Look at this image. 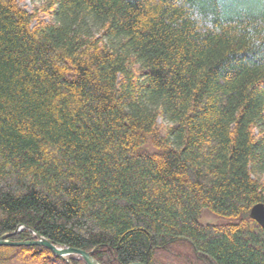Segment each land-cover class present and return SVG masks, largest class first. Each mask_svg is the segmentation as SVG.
<instances>
[{
  "label": "trees",
  "instance_id": "obj_1",
  "mask_svg": "<svg viewBox=\"0 0 264 264\" xmlns=\"http://www.w3.org/2000/svg\"><path fill=\"white\" fill-rule=\"evenodd\" d=\"M42 1L0 0V237L264 264V0ZM0 264L84 263L5 246Z\"/></svg>",
  "mask_w": 264,
  "mask_h": 264
},
{
  "label": "water",
  "instance_id": "obj_2",
  "mask_svg": "<svg viewBox=\"0 0 264 264\" xmlns=\"http://www.w3.org/2000/svg\"><path fill=\"white\" fill-rule=\"evenodd\" d=\"M249 218L253 221H255L261 229L264 231V205L263 204H257L254 205L250 212H249ZM26 229V228H24ZM31 233L34 235V239L26 242H11L9 239L12 236L17 235L19 232L16 231L12 234H6L2 237H0V247H41L48 251H50L55 257L57 258H69V257H79L81 258L85 264H98L92 257L91 253H85L79 250L75 249H69V248H58L55 246L52 242L48 241L47 239L41 237L40 235L34 233L32 230L29 229Z\"/></svg>",
  "mask_w": 264,
  "mask_h": 264
},
{
  "label": "rangeland",
  "instance_id": "obj_3",
  "mask_svg": "<svg viewBox=\"0 0 264 264\" xmlns=\"http://www.w3.org/2000/svg\"><path fill=\"white\" fill-rule=\"evenodd\" d=\"M18 6L24 10L25 12H27L28 14H32L36 11V9L40 8L43 4L42 0H16ZM49 16L44 15V14H39L38 18L40 20L44 19L46 21L49 20L48 18ZM160 123H162L161 121H159ZM210 219V218H209ZM211 221V219H210ZM214 222V221H213ZM36 247V246H34Z\"/></svg>",
  "mask_w": 264,
  "mask_h": 264
},
{
  "label": "bare ground",
  "instance_id": "obj_4",
  "mask_svg": "<svg viewBox=\"0 0 264 264\" xmlns=\"http://www.w3.org/2000/svg\"><path fill=\"white\" fill-rule=\"evenodd\" d=\"M260 204V203H259ZM257 205V204H256ZM249 216V215H248ZM261 228V227H260ZM22 230H25L24 229V227H22V228H19V229H17L16 231H18L19 233L22 231ZM15 231V232H16ZM30 232V231H29ZM14 233V232H13ZM18 233V234H19ZM4 236V235H3ZM16 236V235H15ZM2 237V236H1ZM32 239H34V235H33V233H32V237H31V239L30 240H32ZM30 240H28V241H30ZM9 241H10V239H9ZM56 246V245H55ZM32 247H34V246H32ZM58 247V246H57ZM39 248H41V247H39ZM58 248H62V247H58ZM44 249V248H43ZM85 253H87V252H85ZM92 254V253H91ZM54 256V255H53ZM55 257V256H54ZM55 258H57V257H55ZM70 258H73V257H69V258H57V259H61V260H64V261H66V262H68V260L70 259ZM75 258H77V259H79V260H81V261H83L81 258H79V257H75ZM94 259V258H93ZM95 260V259H94ZM96 261V260H95ZM97 262V261H96ZM83 263L85 264V262L83 261ZM98 263V262H97ZM99 264V263H98Z\"/></svg>",
  "mask_w": 264,
  "mask_h": 264
}]
</instances>
